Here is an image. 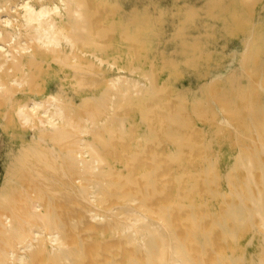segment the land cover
Wrapping results in <instances>:
<instances>
[{
  "label": "rangeland",
  "instance_id": "1",
  "mask_svg": "<svg viewBox=\"0 0 264 264\" xmlns=\"http://www.w3.org/2000/svg\"><path fill=\"white\" fill-rule=\"evenodd\" d=\"M49 2L60 42L0 66V216L36 230L0 264H264V0Z\"/></svg>",
  "mask_w": 264,
  "mask_h": 264
},
{
  "label": "bare ground",
  "instance_id": "2",
  "mask_svg": "<svg viewBox=\"0 0 264 264\" xmlns=\"http://www.w3.org/2000/svg\"><path fill=\"white\" fill-rule=\"evenodd\" d=\"M55 1L56 0H54V2ZM49 4V0H0V24L7 27V29L3 27L0 28V66H10V70H8L6 74L9 82L18 81L26 73V65L34 63V54L21 51L19 47L28 49L32 47L30 45L31 43H35L38 47H44L47 43L55 44L60 42L63 33L58 26V22L49 16ZM14 16H17V18L14 19ZM3 90V88H0V92ZM49 100L50 99L47 101ZM57 111L61 113L63 108L58 106ZM259 120L261 127L264 129V115L262 118H259ZM250 174L253 175L252 172ZM250 182L253 183V181ZM32 209H35V206H32ZM129 211L128 217L130 219H134L136 222L141 221L143 223L141 227L153 229L152 232L154 237L148 241V246L163 248L165 235L161 231L160 226L147 222L145 218L132 212L133 210L127 209L125 212ZM31 215L34 217L36 213L34 212ZM24 218L25 217L21 215V222L16 223V220L10 219L9 216H0V228L4 229V227H7L8 230L13 232V236L21 239L19 243L23 245L22 247H27L29 245L26 241L28 233L36 232V230L35 225H30L29 227L25 226ZM147 224L150 226H144ZM52 234V239L58 241L57 249L60 247L64 249L65 245L62 237L56 232H52ZM7 240L8 238L5 241ZM15 243V241L8 240V242L3 245H8V249L4 250V258L8 263L14 259L13 247ZM63 253L67 258L73 260L79 255L75 250H65ZM162 254L163 251L160 252V255ZM23 258V255L20 254L19 263ZM79 258L80 257H77L76 260Z\"/></svg>",
  "mask_w": 264,
  "mask_h": 264
}]
</instances>
